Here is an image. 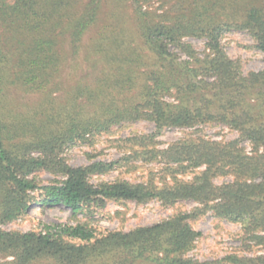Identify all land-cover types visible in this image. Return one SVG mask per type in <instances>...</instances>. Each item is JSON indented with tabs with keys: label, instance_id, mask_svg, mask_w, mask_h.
Segmentation results:
<instances>
[{
	"label": "trees",
	"instance_id": "obj_1",
	"mask_svg": "<svg viewBox=\"0 0 264 264\" xmlns=\"http://www.w3.org/2000/svg\"><path fill=\"white\" fill-rule=\"evenodd\" d=\"M123 1L0 0V264H264V253L188 257L202 235L190 222L209 212L241 224L247 240L264 246V71L245 74L222 44L224 32L245 29L264 51V6L260 0H206L175 15L139 7L135 23L116 10L111 20V11L100 18L103 7ZM190 36L208 40L203 56L183 40ZM82 52L93 78L69 87V62ZM14 91L38 101L18 110L9 96ZM142 120L156 131L129 139L133 150L125 161L164 164L161 184L152 177L95 185L94 175L119 162L72 167L62 157L69 145ZM209 124L226 125L239 138L196 137L159 147L166 128ZM245 141L253 145L251 156ZM201 168L192 180L178 178ZM42 171L56 179L40 183ZM218 177L232 181L218 185ZM38 194L42 204L86 217L111 201L199 206L128 232L100 233L84 222L5 231L3 225L29 213Z\"/></svg>",
	"mask_w": 264,
	"mask_h": 264
},
{
	"label": "rangeland",
	"instance_id": "obj_2",
	"mask_svg": "<svg viewBox=\"0 0 264 264\" xmlns=\"http://www.w3.org/2000/svg\"><path fill=\"white\" fill-rule=\"evenodd\" d=\"M223 1L219 0L222 4ZM225 1L231 2L234 0ZM255 1L257 2V0ZM206 2V0H140L138 3L132 0H124L121 3H110L106 8L103 7L100 18L102 20L106 19V12L111 11L109 16L111 20L113 12L116 10L126 20L135 23V11L139 7H141L142 12L155 11L159 15L169 12L171 15H175L187 13ZM259 4L264 6V0H260ZM89 34L84 39L85 42H88ZM183 40L191 44L200 56L205 54L208 41L206 38L190 36L185 37ZM222 44L228 56L240 63L245 74L264 71V51L256 47L257 43L248 30L233 29L224 32ZM181 57L187 59L184 55ZM92 72L90 65L84 61V53L82 52L76 60H70L65 74V84L70 87L85 77V80L90 81L93 78ZM9 96L12 103L18 107V110L33 107L38 101L36 96L24 95L18 91H14L12 94L10 92ZM170 101H173V99H170ZM155 131V125L145 120L122 123L113 127L109 133L98 135L89 141L69 145L62 152V157L72 167L88 166L95 162L111 163L118 161L119 164L111 172L94 175L91 178V183L95 185L115 180L147 183L152 177L156 179L158 184H161L160 178L163 175L164 164L157 162L147 164L135 160L125 161L133 150L128 140ZM196 137H203L214 142H230L238 139L239 134L222 124L200 125L194 128H166L158 137L159 147L166 149L173 143ZM241 145L247 155L254 154L253 145L250 142L245 141ZM203 170L204 168H201L185 175L179 174L178 178L189 181ZM37 178L43 184H50L56 179L48 171L38 173ZM168 181H172L171 177H168ZM230 181H232V177H218L215 179V183L218 185ZM198 206L199 204L190 201L179 202L175 205H165L159 200H154L145 205L135 202L111 201L104 208L97 209L94 214L86 217L82 214L74 215L70 208L63 205L42 204L38 194L37 200L32 203L26 216L3 225L2 228L9 232H43L51 226L76 225L78 222H84L100 233L128 232L138 227L157 224L179 213H190ZM190 223L196 231L202 233L195 242L194 248L188 253V257L192 259L211 261L223 259L232 254L258 256L264 253V246L257 245L254 241L245 238L241 224L217 218L212 212L204 214Z\"/></svg>",
	"mask_w": 264,
	"mask_h": 264
}]
</instances>
